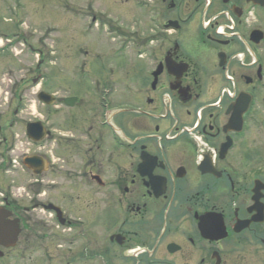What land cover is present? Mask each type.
Masks as SVG:
<instances>
[{
    "label": "flooded vegetation",
    "instance_id": "obj_1",
    "mask_svg": "<svg viewBox=\"0 0 264 264\" xmlns=\"http://www.w3.org/2000/svg\"><path fill=\"white\" fill-rule=\"evenodd\" d=\"M155 2L0 112V264H264V0Z\"/></svg>",
    "mask_w": 264,
    "mask_h": 264
},
{
    "label": "rangeland",
    "instance_id": "obj_2",
    "mask_svg": "<svg viewBox=\"0 0 264 264\" xmlns=\"http://www.w3.org/2000/svg\"><path fill=\"white\" fill-rule=\"evenodd\" d=\"M155 1L0 0V112L15 108L21 97L25 102L33 94L35 116L43 114L38 91L46 89L57 94L75 91L77 79L73 85L64 75L72 73L70 68L75 70L81 55L87 59L86 50L121 42L124 34H118L117 29L135 32L145 11L153 13ZM113 19L116 21L112 24ZM260 47L264 50V41ZM48 72L53 76L49 83ZM76 72L84 78L78 69ZM33 75L43 78L39 84H32ZM65 82L68 87H63ZM27 112L23 116L33 117ZM7 117L11 118L10 112ZM87 263L108 264L96 257L93 262L85 259L84 264Z\"/></svg>",
    "mask_w": 264,
    "mask_h": 264
},
{
    "label": "water",
    "instance_id": "obj_3",
    "mask_svg": "<svg viewBox=\"0 0 264 264\" xmlns=\"http://www.w3.org/2000/svg\"><path fill=\"white\" fill-rule=\"evenodd\" d=\"M255 1H257V0H255ZM264 38V34L262 33V32H260V31H255L254 33H253V40L254 41H256V43H259L262 39ZM49 95H48V93H46V92H41L40 93V99H46L47 97H48ZM37 162H39L38 161V159L36 160ZM41 162V161H40ZM201 228H202V230L204 231V228H205V226H204V223H203V221H202V223H201ZM212 234H214V228H212Z\"/></svg>",
    "mask_w": 264,
    "mask_h": 264
}]
</instances>
